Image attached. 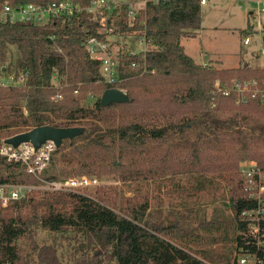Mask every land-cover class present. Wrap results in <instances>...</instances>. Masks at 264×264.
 <instances>
[{
  "label": "trees",
  "instance_id": "1",
  "mask_svg": "<svg viewBox=\"0 0 264 264\" xmlns=\"http://www.w3.org/2000/svg\"><path fill=\"white\" fill-rule=\"evenodd\" d=\"M53 1L60 0H0V12L6 5ZM71 1L86 5L90 0ZM131 9L129 2L117 3L105 25L84 12L52 17L45 24L0 20V132L6 139L39 125H83L82 134L63 139L56 148L42 173L44 180L99 171L122 180L183 174L199 192L220 183V177L231 186L226 203L232 211L234 245L226 252L190 244L183 221H159L150 212L148 197H120L116 188L101 187L95 196L33 189L8 206L0 203V264H61L55 245L35 242L38 228L75 232L95 253L93 264H264V216L257 221L243 214L255 209L257 201L246 196L240 171L246 159L256 160L264 170V67L199 63L186 51L182 39L203 28L201 0L149 1L135 8L133 17ZM131 23L145 29L155 47L134 55L124 52L120 79L108 83L86 41L90 36L105 39L109 28ZM13 44L19 55L12 75L24 79L4 84L1 67ZM144 56L148 72L131 68ZM252 79L260 91L245 102L237 91L226 95L216 88L218 80L230 84ZM109 87L124 89L129 100L103 106L101 96ZM90 94L95 101L86 105ZM178 150L184 152L180 163L174 161ZM42 182L20 162L0 154V183ZM201 223H218L221 229L226 222ZM254 223L258 233H253ZM232 248L239 255L233 256ZM245 256L250 260L242 263Z\"/></svg>",
  "mask_w": 264,
  "mask_h": 264
},
{
  "label": "rangeland",
  "instance_id": "2",
  "mask_svg": "<svg viewBox=\"0 0 264 264\" xmlns=\"http://www.w3.org/2000/svg\"><path fill=\"white\" fill-rule=\"evenodd\" d=\"M118 2H129L130 0H117ZM132 8L141 9L144 5L140 0H132L129 2ZM264 0H206L203 4L202 24L203 28L195 37L183 38L182 43L186 51L192 55L196 61H207L206 55L210 59L221 60L223 64L217 62L218 66H238L241 63H249L253 66L264 67ZM111 8L103 10L102 17L107 18L111 12ZM245 33L241 29H247ZM105 28V26H104ZM138 34L128 32L125 41L131 44L136 40ZM123 37L116 36L113 39ZM249 37L250 42L245 43V38ZM153 48V46H151ZM19 55L17 45H11L9 49V58L4 66L1 67V81L4 84L13 83L12 79L14 62ZM211 61V60H210ZM216 62V61H215ZM95 96L90 94L85 104H93ZM77 126H82L78 124ZM0 132V138L3 136ZM5 142L4 136L1 138ZM1 143V142H0ZM1 146V145H0ZM184 152L177 151L180 163V155ZM256 162L254 159H246L243 163ZM95 177L97 182L84 187L73 188L68 190H56L65 192H81L89 195H96L97 189L105 187L106 190L116 188L119 196H125L131 199H143L148 197L150 202V212L159 221L162 219L174 218L179 219L183 223V230L188 234L185 241L198 245H204L216 250L228 251V247L234 245L232 241V211L229 207L227 198L230 196V189L225 180L218 177L220 183H211L207 188L197 192L189 184L187 175L179 174L157 179H125L122 180L114 173H104L99 171L96 173L73 174L60 179L70 177ZM45 190L42 184L35 185L34 190ZM50 190V189H47ZM54 191V190H53ZM246 189V196L248 197ZM125 199V198H124ZM2 205V204H1ZM3 206V205H2ZM27 212L26 208H22ZM221 219V229H217L218 223H209L206 227L203 221H213ZM181 225V224H180ZM212 229L207 231L208 229ZM227 227L228 236L225 235ZM198 236L199 239H196ZM35 242L38 245L53 244L55 245L57 255L61 260V264H93L95 253L89 251L82 243V237L75 232H53L46 228H38L35 236ZM202 242V243H200ZM29 253H34L31 245H25ZM234 248V247H233ZM231 249L233 256L237 255V251ZM239 255V254H238ZM89 263V264H90ZM114 264V263H110Z\"/></svg>",
  "mask_w": 264,
  "mask_h": 264
},
{
  "label": "built area",
  "instance_id": "3",
  "mask_svg": "<svg viewBox=\"0 0 264 264\" xmlns=\"http://www.w3.org/2000/svg\"><path fill=\"white\" fill-rule=\"evenodd\" d=\"M132 0L129 2L131 3ZM154 3L160 0H140L144 5L147 2ZM205 3L206 0H201ZM117 0H90L86 5L75 3L71 0L53 1L47 4L27 3L17 7L6 5L0 12V20L7 18L19 21H32L37 24H45L49 22L52 17H61L63 15H70L74 13H88L91 14L93 19L98 20L99 23L105 25L107 20L102 17L103 10L106 8L114 7ZM264 9V8H263ZM112 10V9H111ZM136 9H131L130 15L134 16ZM108 19V18H107ZM126 28H109L108 34L105 39H100L97 36H90L86 41V47L90 56L100 62L101 72L104 79L108 83H114L120 79L121 75V58L124 52L132 55L140 52L152 50L154 46L148 39L146 30L142 28H133L132 23ZM135 32L138 34L135 41L128 44L125 39L127 33ZM122 36L119 39H113L116 36ZM250 38H245V43H249ZM264 53V51H263ZM143 62L133 61L130 66L141 73H146L150 69L148 67L147 59L144 56ZM12 79L16 83L23 81V76L18 79ZM216 88L223 94H230L232 91H237L241 94L243 102L248 100V97H255L260 89L256 86V81L252 80H235L230 84H223L221 81L216 82ZM124 90V89H122ZM125 91V90H124ZM75 92H78L76 89ZM61 97V95H59ZM57 148L55 141L46 140L40 147L36 148L35 145L28 141L22 142L18 146L10 143L3 142L0 146V154L6 156L9 160L20 162L23 164L28 172L43 180V187L50 190H68L73 188L84 187L97 182V178L91 177H70L67 179L58 180H44L41 176L44 170L49 166L54 152ZM241 174L245 180V186L248 191V197L257 201V207L252 210H245L243 214L248 216L249 219L259 221L264 216V170L257 162L243 163L240 168ZM35 186L28 184H11L0 183V203L3 206H8L12 201L23 199L33 191ZM253 223V222H252ZM253 233L259 232V225L254 223L252 225ZM249 257L245 256L241 259L242 263L249 262Z\"/></svg>",
  "mask_w": 264,
  "mask_h": 264
},
{
  "label": "water",
  "instance_id": "4",
  "mask_svg": "<svg viewBox=\"0 0 264 264\" xmlns=\"http://www.w3.org/2000/svg\"><path fill=\"white\" fill-rule=\"evenodd\" d=\"M129 100L127 93L118 87H109L101 96V104L107 106L112 102H126ZM85 131L82 126L57 127L52 125H39L28 131L15 134L5 139L6 143L18 146L22 142H32L36 148L46 140L55 141L57 148L62 145L63 139L74 138Z\"/></svg>",
  "mask_w": 264,
  "mask_h": 264
},
{
  "label": "crops",
  "instance_id": "5",
  "mask_svg": "<svg viewBox=\"0 0 264 264\" xmlns=\"http://www.w3.org/2000/svg\"><path fill=\"white\" fill-rule=\"evenodd\" d=\"M206 3V2H205ZM205 3H202V7H203V4H205ZM198 33H199V31H198ZM154 47L155 46H153V49H154ZM192 56V55H191ZM193 57V56H192ZM194 58V57H193ZM206 58H207V61H205V62H199V63H208L210 60L211 61H217V60H214V59H210V56L209 55H206ZM195 59V58H194ZM220 61V64H223V62L221 61V60H219ZM198 62V61H197ZM216 63V62H215ZM217 64H219V63H217ZM236 66V65H235Z\"/></svg>",
  "mask_w": 264,
  "mask_h": 264
}]
</instances>
